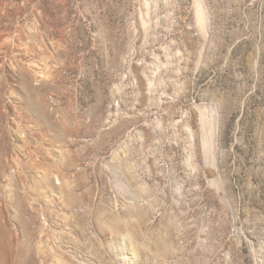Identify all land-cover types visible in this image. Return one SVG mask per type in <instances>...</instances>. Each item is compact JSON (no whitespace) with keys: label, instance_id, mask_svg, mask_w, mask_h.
Segmentation results:
<instances>
[{"label":"rangeland","instance_id":"obj_1","mask_svg":"<svg viewBox=\"0 0 264 264\" xmlns=\"http://www.w3.org/2000/svg\"><path fill=\"white\" fill-rule=\"evenodd\" d=\"M0 264H264V0H0Z\"/></svg>","mask_w":264,"mask_h":264}]
</instances>
